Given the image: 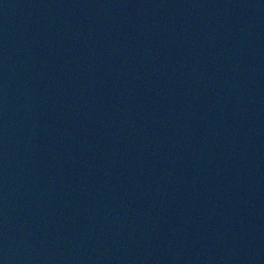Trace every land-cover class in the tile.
<instances>
[{
  "label": "water",
  "instance_id": "water-1",
  "mask_svg": "<svg viewBox=\"0 0 264 264\" xmlns=\"http://www.w3.org/2000/svg\"><path fill=\"white\" fill-rule=\"evenodd\" d=\"M0 264H264V0H0Z\"/></svg>",
  "mask_w": 264,
  "mask_h": 264
}]
</instances>
